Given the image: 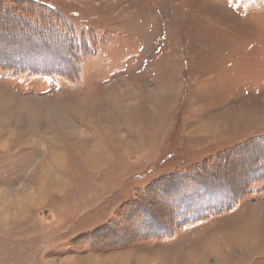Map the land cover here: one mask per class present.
Here are the masks:
<instances>
[{
  "label": "rangeland",
  "instance_id": "374dc122",
  "mask_svg": "<svg viewBox=\"0 0 264 264\" xmlns=\"http://www.w3.org/2000/svg\"><path fill=\"white\" fill-rule=\"evenodd\" d=\"M33 2L56 14L44 30L0 29L7 63L72 73L56 20L88 56L75 82L0 70V264H84L48 256L50 239L91 221L85 240L112 249L103 264H264V0L0 10ZM195 192L220 207L206 198L205 217L184 224Z\"/></svg>",
  "mask_w": 264,
  "mask_h": 264
},
{
  "label": "trees",
  "instance_id": "16d2710c",
  "mask_svg": "<svg viewBox=\"0 0 264 264\" xmlns=\"http://www.w3.org/2000/svg\"><path fill=\"white\" fill-rule=\"evenodd\" d=\"M34 5H28V4H25V6L22 8L21 12L17 13L16 11H14L13 9H10V8H6V9H2L0 10V18H1V21H2V24H0V29H3L5 27H8V30L7 31H12L14 30L15 32L20 30L19 29V25H21V27H23V25H25L26 23H28L30 25V27H28V29L30 30H33V28H37V29H34V31H40V30H44L42 28H45L46 25H49V20L52 21V18L51 16L49 15L51 12L53 14H56L54 13L52 10H50L49 8H47V6L45 5H42V6H35V5H38L39 3L37 2H33ZM46 7V8H45ZM23 10L25 12H23ZM43 12L45 14H43ZM5 13V15H4ZM49 16H48V15ZM4 16V17H2ZM55 16V15H53ZM52 16V17H53ZM56 18V17H54ZM48 20V21H47ZM47 21V22H46ZM56 24L58 25L56 28L58 30H60L62 33L63 36H65V34H68L69 35V39L71 40V43H72V48H69L68 50V53L66 54V56L70 59L69 62H73V71L72 73L68 72V71H65L63 72V70H60V69H55V68H47V69H44V68H34V67H30V66H22V59L20 60H17L16 63H7L3 58H4V55L7 54V52L5 51L6 49L4 48H1L0 49V70L1 71H4V72H11L13 74H20V73H23V72H28L29 75H34V76H44V77H54V76H60V77H63L65 79H67L68 81L70 82H75L78 78V75L80 73V62H81V58L84 57V56H88V53L84 52V51H81V52H76L75 50V37L73 34H70V31L68 30V28L66 27L65 23L61 22V20H56ZM24 28V27H23ZM7 31H0V37L2 38H7L8 37V32ZM14 32V33H15ZM22 33V32H21ZM20 33V34H21ZM7 34V35H6ZM7 36V37H5ZM20 37H23V36H20ZM264 156V155H263ZM262 156V157H263ZM258 158V157H257ZM262 160V158H261ZM254 162V161H253ZM257 163V162H255ZM260 165H255L254 168L255 170H260V167L264 164L262 163V161L259 163ZM212 173H208L207 174V178H208V181L210 182L211 180L213 181L214 177H212ZM195 178V177H194ZM251 180H256V181H260V179H251ZM256 181H250L248 182L246 188L249 186V183L251 182L253 184H256L255 182ZM210 184V183H209ZM249 186V187H250ZM220 187V185H219ZM214 189V188H212ZM195 190V189H194ZM205 192V193H204ZM248 192V191H247ZM245 192H241L239 193L238 195H236L233 200H230L229 203L227 202L230 198H226L225 195H223V198H225L223 200L224 203H228V205H226V208H229L231 207L233 204L237 203V201L240 200V197L241 196H244L246 193ZM203 194H210L211 191L209 192V190H206V191H203L202 192ZM189 195L188 193L186 194V196ZM192 197H197V192L195 193H192V196H191V204H194V206H196V208H193L191 210H189L188 212H186L187 214L185 215L186 216V219H188L187 221L185 222H182L184 224L186 223H194L195 221H197L198 219H201L203 217H205L206 212L205 214L201 215L200 213L204 211V209L207 207L205 206L206 203H208V201H205L206 198L209 199V202H213V205H215L216 207V210L214 209H211L210 212H215V211H218L220 205H218V203H215L214 199H218V198H221L220 196H212V195H206L205 196V199L202 198V197H198L197 199H193ZM219 200V199H218ZM222 201V200H220ZM205 206V207H203ZM164 225V224H163ZM162 225V228L164 229V227H166L164 225L163 227ZM161 230V229H160ZM159 231V230H158ZM173 229L169 230L168 232H166L164 235L162 234V236H165L164 239H166V236L168 235L169 232H172L173 233ZM151 232V231H150ZM149 233V232H147ZM169 238V237H168Z\"/></svg>",
  "mask_w": 264,
  "mask_h": 264
},
{
  "label": "snow or ice",
  "instance_id": "6c2138e0",
  "mask_svg": "<svg viewBox=\"0 0 264 264\" xmlns=\"http://www.w3.org/2000/svg\"><path fill=\"white\" fill-rule=\"evenodd\" d=\"M96 222L91 221L83 227L74 226L71 230L65 231L62 235H53L50 239L52 244V250L48 253L50 257L61 256L66 253H75L77 257H80L84 264H103L101 257L103 253L112 251L108 245L101 241L88 242L85 238L92 236L96 232L90 229ZM111 243H119L118 241H112ZM71 245L72 247H67ZM94 254H100L99 256ZM116 257H103L104 260L115 259Z\"/></svg>",
  "mask_w": 264,
  "mask_h": 264
},
{
  "label": "bare ground",
  "instance_id": "6f19581e",
  "mask_svg": "<svg viewBox=\"0 0 264 264\" xmlns=\"http://www.w3.org/2000/svg\"><path fill=\"white\" fill-rule=\"evenodd\" d=\"M249 116L252 117V115H249ZM43 181H44V180H43ZM47 181H48V180H47ZM49 181L51 182V183H50V184H51L50 186H52V185H56V184L58 185L57 181L54 180V179L51 178V177L49 178ZM43 183H44V182H43ZM59 185H60V184H59ZM59 185H58V186H59ZM52 187H54V186H52ZM49 188H50V187H49ZM32 199H34L33 196H30V195L27 196V201H30V200H32ZM20 206H21V205H20ZM23 210H24V207L21 206L20 209H19V212L21 213V212H23ZM20 213H19V214H20ZM121 262H123V261H121ZM121 262H120V263H121ZM146 262H147V261H146ZM120 263H119V264H120ZM144 263H145V260L141 261V264H144Z\"/></svg>",
  "mask_w": 264,
  "mask_h": 264
}]
</instances>
